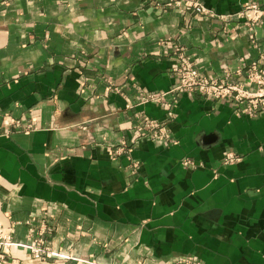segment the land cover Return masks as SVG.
<instances>
[{"label":"crops","instance_id":"obj_1","mask_svg":"<svg viewBox=\"0 0 264 264\" xmlns=\"http://www.w3.org/2000/svg\"><path fill=\"white\" fill-rule=\"evenodd\" d=\"M193 1L207 13L0 0V231L17 244L0 264H264V111L169 94L183 51L206 77L264 69V22L241 17L252 0ZM42 223L46 261L25 247Z\"/></svg>","mask_w":264,"mask_h":264},{"label":"built area","instance_id":"obj_2","mask_svg":"<svg viewBox=\"0 0 264 264\" xmlns=\"http://www.w3.org/2000/svg\"><path fill=\"white\" fill-rule=\"evenodd\" d=\"M183 1L184 9L187 11L192 10L198 14L207 13L206 9L197 1L174 0V3L179 5ZM169 5L172 6V3ZM240 15L245 18V23L249 27V30H254L256 25L264 22V1L252 0L246 3ZM250 39L252 42L255 39L253 31L251 32ZM173 72L178 79V83L169 94L175 98L182 94L197 93L203 97L227 103L235 107L237 113L240 114L256 117L264 111V69L257 63H253L247 68L245 83H233L229 81L230 74H227L222 79L202 75L183 51L179 54V60ZM251 85L257 88L256 92L252 93L249 91ZM161 98L162 96L145 92L142 94L141 103L146 104L150 101H159ZM145 124L153 130L144 132L145 135L148 133V136L151 134L150 136L154 138L169 139L167 122L146 120ZM125 147L126 145L123 146L121 151ZM235 160L237 159L234 156L229 155L225 162L229 164ZM186 164L189 166L192 165L189 161ZM41 226L39 231L31 229L30 241L25 247L31 251L34 259L46 261L55 256V253H53L45 240V235L52 232V228L43 223ZM15 245L17 244L9 241L0 231V261H4L5 259V254L3 253L4 248H11Z\"/></svg>","mask_w":264,"mask_h":264}]
</instances>
